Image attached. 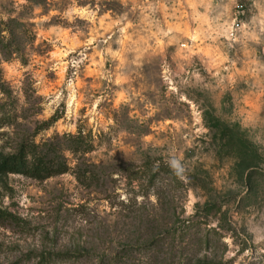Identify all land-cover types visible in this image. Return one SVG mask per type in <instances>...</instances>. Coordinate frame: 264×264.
Returning <instances> with one entry per match:
<instances>
[{
	"label": "rangeland",
	"instance_id": "obj_1",
	"mask_svg": "<svg viewBox=\"0 0 264 264\" xmlns=\"http://www.w3.org/2000/svg\"><path fill=\"white\" fill-rule=\"evenodd\" d=\"M33 145L68 170L0 175V264H264V0H0Z\"/></svg>",
	"mask_w": 264,
	"mask_h": 264
},
{
	"label": "trees",
	"instance_id": "obj_2",
	"mask_svg": "<svg viewBox=\"0 0 264 264\" xmlns=\"http://www.w3.org/2000/svg\"><path fill=\"white\" fill-rule=\"evenodd\" d=\"M46 147H21L20 151L13 155L0 152V175L17 174L40 181L66 173L68 164L64 158L57 154L56 149L45 150ZM53 154L54 157L51 158ZM29 155L32 156L31 159Z\"/></svg>",
	"mask_w": 264,
	"mask_h": 264
},
{
	"label": "built area",
	"instance_id": "obj_3",
	"mask_svg": "<svg viewBox=\"0 0 264 264\" xmlns=\"http://www.w3.org/2000/svg\"><path fill=\"white\" fill-rule=\"evenodd\" d=\"M237 27H239V25Z\"/></svg>",
	"mask_w": 264,
	"mask_h": 264
}]
</instances>
